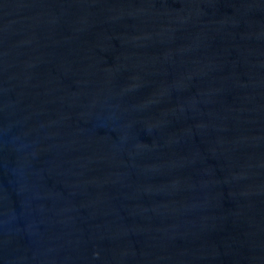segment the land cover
I'll return each mask as SVG.
<instances>
[{
  "label": "water",
  "instance_id": "water-1",
  "mask_svg": "<svg viewBox=\"0 0 264 264\" xmlns=\"http://www.w3.org/2000/svg\"><path fill=\"white\" fill-rule=\"evenodd\" d=\"M0 264H264V0H0Z\"/></svg>",
  "mask_w": 264,
  "mask_h": 264
}]
</instances>
